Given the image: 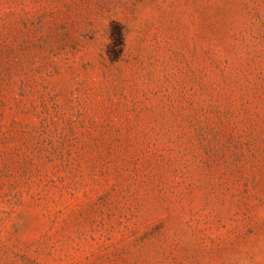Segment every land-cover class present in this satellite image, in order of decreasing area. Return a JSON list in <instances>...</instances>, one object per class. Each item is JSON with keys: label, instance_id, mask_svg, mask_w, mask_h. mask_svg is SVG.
Instances as JSON below:
<instances>
[{"label": "rangeland", "instance_id": "obj_1", "mask_svg": "<svg viewBox=\"0 0 264 264\" xmlns=\"http://www.w3.org/2000/svg\"><path fill=\"white\" fill-rule=\"evenodd\" d=\"M0 264H264V0H0Z\"/></svg>", "mask_w": 264, "mask_h": 264}, {"label": "trees", "instance_id": "obj_2", "mask_svg": "<svg viewBox=\"0 0 264 264\" xmlns=\"http://www.w3.org/2000/svg\"><path fill=\"white\" fill-rule=\"evenodd\" d=\"M112 40H113V50L111 51L110 55L112 60L115 61V59H117L120 55V53L123 50V35H122V31L118 28H115L113 30V34H112Z\"/></svg>", "mask_w": 264, "mask_h": 264}]
</instances>
